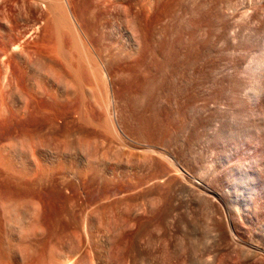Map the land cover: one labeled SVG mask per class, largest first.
Instances as JSON below:
<instances>
[{
	"label": "rangeland",
	"instance_id": "374dc122",
	"mask_svg": "<svg viewBox=\"0 0 264 264\" xmlns=\"http://www.w3.org/2000/svg\"><path fill=\"white\" fill-rule=\"evenodd\" d=\"M128 1H73L97 50L92 54L101 68L99 81L105 80L99 85L116 96V107L108 108L98 92L86 89V98L69 95L58 111L25 109L15 85L35 77L22 68L24 59L16 53L11 56L7 48L3 57L0 51V235L4 250L9 244L16 248L10 253L15 261L26 253L32 264H51L53 255L69 252L79 240L81 264L87 259L93 264H189L210 255L225 259L229 254L221 247L209 248L212 224H232L237 217L240 224L264 225V172L254 181L252 196L242 194L240 209L230 211L221 197L234 188L237 169L249 164L255 151L249 141L232 149L222 138L231 116L238 126L250 112L241 103L247 98L241 88L228 91L225 81L239 80L238 60L255 58L260 43L249 44L246 37L256 28L259 39L264 38V18L250 8L253 24L246 12L230 24L237 39L242 37L241 53L230 40L227 48L210 50L196 45L197 33L199 40L183 31L187 24L195 28L214 21L196 8L203 0H160L152 27L145 22L144 2L131 1L132 12L142 7L141 39L138 48L126 52L111 45L109 34L113 25L132 27L123 12ZM42 27L23 40L40 42ZM144 29L154 35L150 50ZM64 177L81 184L63 185ZM213 177L221 179L222 191L211 184ZM249 202L254 209L246 206ZM229 253L238 256L233 249Z\"/></svg>",
	"mask_w": 264,
	"mask_h": 264
},
{
	"label": "bare ground",
	"instance_id": "6f19581e",
	"mask_svg": "<svg viewBox=\"0 0 264 264\" xmlns=\"http://www.w3.org/2000/svg\"><path fill=\"white\" fill-rule=\"evenodd\" d=\"M73 1L74 0H0V51H1V53L4 54L3 55V57H4L5 55L8 54L7 48H9V53L11 56H12L11 52H14V53H16L17 57H19V59L20 58L24 59L22 68L25 71H28L27 74L35 77V79H36V80L32 79V77H30V79L26 78V81H23V84L21 83V85H20V81H19V84L16 83V85H15V89L18 90L20 92V94L22 92L23 99L25 100L26 105H27V102H33L34 103L33 105H30V103H29L27 106L24 104L25 109L28 107L29 109H34V110L37 108V110H39L40 112L41 111H50V112L51 111L52 112L58 111V109L66 107V104L64 102L65 98L67 100V97L69 95L75 96V94H78L80 96H84L86 89H89L90 92L94 93V94H97V92H98V94H99L98 98L101 97L103 99V101L105 100V104L107 105L108 108H113V106H115V103H116V99L114 98L115 95L113 96V95L109 94V92H108L109 90L106 89L107 87L105 88V87H101V85H99V83L102 84L105 80L103 79L104 81L103 82L101 81L102 83L99 81V78L101 75L100 74L101 68L99 70L98 65L96 63L97 61H95L93 54H92L93 51L96 52L97 50L95 49V45L93 43L94 41H92L93 39H91L92 35H91L90 31L87 30V28H84L83 25L81 24L80 20H79V17H78L77 12H76L75 4ZM131 1H134V2L137 1L136 2L137 4H140L141 1L144 2V4H142V6L147 8L146 15H145V22H147V23L149 22V24H146L147 26L150 25V23L155 22L153 14H155L157 6L161 2L160 0H129L127 6L123 7V12L125 13V15H127L131 18V19H129L130 21L128 20L127 23L130 22V24H132V27L130 26L131 28H127L126 26H128V24L124 25L125 27L122 25L121 26L120 25L119 26L113 25L110 28L109 37H111L110 38L111 39V45H114L116 48H120V47L125 48L126 52H127V50L130 51L134 47H136V48L139 47V43H140L139 42V38H140L139 35H141V34H138V33H141V32H139L140 29H138V28L140 27L139 24L141 22L140 19H141V8L142 7L139 8V6L137 5L139 9H136L135 12H132L131 11V5H132ZM196 8L203 9L205 11V13H204L205 20H209V18L207 19V17L210 16L213 18L214 21L208 22L209 25H207V23H206L205 26L195 27V28L192 27L191 25L187 24V26H185L183 31L186 32L185 34H187V33H188V35L191 34L190 35L191 38H194L195 37L194 34L197 33L196 35H198L197 37L200 40L197 37H195V39L197 38L199 40V42H198V40H195L198 42L196 45H200V47L202 46L203 48H205V47L210 48V50L214 49L218 45H222V46L227 48L229 46V40H230L231 43H235L237 45V50L239 53H241V47L243 44L242 37L239 40L237 39V35H235L233 33L234 27L230 26V24L237 22L238 21L237 19L240 18L241 14H243L245 12H246V14L244 16L248 19L249 16L251 15V14H249L251 11L248 12V10L250 8L253 9L257 14H260V16H262L261 18H264V0H203L202 2H200L197 5ZM152 19L154 20L153 22H152ZM159 19H160V17H159ZM248 20H250V19H248ZM253 22H255V21H253ZM251 23H252V21H251ZM41 24L43 25V27H42L43 38L41 39L40 42L34 43L33 45H30L29 42H26L25 40H23L26 38V36L28 34L30 35L32 33H35L36 31H38L41 28ZM144 25H145V23H144ZM150 26L152 27L154 25H150ZM150 26L146 29L149 30V28H151ZM151 29H153V28H151ZM144 31L147 32V34L149 35V37L146 38L145 36H147V34H144V37H145L144 38V45L147 44L146 46L149 49V48H151L150 47V45H152L151 43H154V42H152L154 35L150 33V32H152V30L149 32V31H146L144 29ZM244 31H246V29ZM148 32L151 34V36ZM159 32H160V29H159ZM165 32H167V30ZM162 34H163V32H162ZM166 36L169 37L168 33ZM259 37H258L256 28L252 29L250 32L247 33L246 42L249 44H256L257 42H259L260 48H259L257 54L253 53V54H256V56L254 59H252V61L248 60V62L243 63L244 61L241 62L238 60L236 62L234 69H235V72L239 76L238 81L234 80L232 78H229L225 81V85H226V88L228 89V91H236L238 88H241V90L244 92L243 95H245L247 97L246 98L247 102H245L246 101L245 100V101H242L241 103L243 105H246V106L248 105L250 112L246 117H244L243 120H241V122L238 126H234V124H233L234 116L230 115L231 117L229 116L230 118L225 123L224 128L222 130V138L232 149H235V147H241L245 141L251 142L254 145V149H255V151L253 152V154L251 156V162H249V164L246 165L244 163V164H242V165H245L243 167H240L238 165L239 168L236 171V175H235V181L236 182L234 184V188L230 189L228 192H224L222 194L223 196H221L226 201L230 211H233V209L237 210V209L241 208L242 194H246L247 196L248 195L252 196V192L255 189L254 186H256V185H254V181L257 180L258 178H260L261 173L264 172V146L263 147L260 146V145H264V138L262 137V135L264 134V38L259 39ZM170 38H173V37H170ZM189 40H190V38H189ZM171 44H173V43H171ZM195 48H193V49H195ZM198 48H199V46H198ZM148 49L146 51H148ZM233 49H234V47H233ZM196 50H198V49H196ZM199 50H201V49H199ZM198 52H197V55H198ZM98 55L100 56L101 54H98ZM192 55H194V54H192ZM197 55H194L195 56L194 60H197L196 59ZM236 55H238V54H236ZM200 56H198V57H200ZM144 58H146V57H144ZM113 60H115V59H113ZM104 63H106V62H104ZM118 64H120V63H118ZM104 68H105V66H104ZM209 68L211 70H214L215 69V63L213 62V64L211 66H209ZM223 68H224V66H223ZM229 70H231V69H229ZM87 73H88V75L85 76L87 78L86 79V78H84V75H86ZM224 75H225V73H224ZM108 78H109V76H108ZM105 86H106V84H105ZM227 93H229V92H227ZM22 94H21V96H22ZM94 94H92V95L94 96ZM88 97H89V95H88ZM94 98H95V96H94ZM94 98H93V100H94ZM95 100H96V98H95ZM191 106H193V105L191 104ZM107 107H105V108L107 109ZM187 107H189V106H187ZM190 111H191V109H190ZM190 111L188 110L189 113H190ZM194 111H196V109ZM197 111H198V109H197ZM109 112L110 111H108V113ZM226 112H227V110H226ZM242 114H244V113H242ZM212 115H210V117ZM235 116H236V114H235ZM239 118H241V117H239ZM103 122L105 123V121H103ZM216 126H217V124H216ZM210 128H209V131L211 130ZM214 130H215V128H214ZM212 132H213V130H212ZM212 132L210 131V133H212ZM206 135H208V134H206ZM217 136H219V135H217ZM208 140H206V141H208ZM215 143H216V140H215ZM209 149H211V148H209ZM91 155H92V153H91ZM195 155H197V154H195ZM229 158H230V154H229ZM225 159H226V157H225ZM184 162H186V160ZM182 163H183V161H182ZM173 165H174V162H173ZM203 166H204V164H203ZM210 166H212V165H210ZM204 169H206V168H204ZM199 171H201V169ZM214 172H216V171H214ZM203 174H204V172H203ZM207 174H208V172H207ZM204 176H205V174H204ZM209 178H211V177H209ZM69 180L71 182H69ZM69 180L64 177V178H61L60 183L63 185H73V186L78 185L79 186L80 182H77L76 180L74 182V179H73V181L71 179H69ZM42 181H45V180H42ZM211 184L216 188V190L222 191L221 190L222 183H221L220 178L213 177L211 179ZM193 186H190V187H193ZM198 193H200L199 190H198ZM202 194L205 195L206 198L209 197L205 193H202ZM254 194H256V193H254ZM197 195H199V194H197ZM209 195L214 196L211 194H209ZM201 196L199 195L200 200L203 198H204V200H206L204 196L202 198H201ZM212 198H215V197H212ZM216 200H215V202H216ZM206 201H208V199ZM208 202L210 203V201H208ZM212 205H214V204H212ZM249 205L253 208V204H251V202H249L246 206L248 207ZM214 209L215 208H213V210ZM214 213H216V212H214ZM258 213H260V212H258ZM217 214L218 213H216V215ZM214 217H215V214H214ZM236 218H234V221L232 222V224H228V222H227V224H217L216 223V224H212V226L210 228L211 229V234H210L211 236L209 238L210 239L209 244L208 243L207 244L209 245L210 249L212 247L216 248L218 246V247H221L224 251L228 252L227 254H229V255H227V257L225 259H222V257H217L218 255H215V256L213 255L214 257H210L211 256L210 255L209 257L208 256L207 257H199V258L190 260L189 264H264V225L263 224H250V223L249 224H240L239 220ZM214 220H215V218H214ZM1 228L2 227L0 226V234L3 232L1 230ZM21 241H22V239H21ZM86 242L88 243V241H86ZM79 244H80V240L76 246L73 244L74 246H73V248H70L69 252H67V253L60 252L59 254H56L55 256L53 255L50 263L51 264H81V262L77 259V258H79V257H77V255L81 249ZM10 245L11 244H9V246H8V250H4L3 249V240H2L1 235H0V255L1 256L3 254L5 255V257H4L5 261L4 260H3L4 262L0 261V264H32L31 260L28 258L30 255H28V257H27V256H25L26 253L25 254L23 253L24 255L23 254L19 255L20 256L19 261H15L11 257L12 255H10V253L12 254V252H14V249H16V248L14 246H12V245L10 246ZM244 245L247 247H245ZM230 249L238 251V256L236 255L237 257L236 256L232 257L230 255L231 253H229ZM19 250H20V248H19ZM7 253H9V254H7ZM79 259H81V258H79ZM84 264H93V263L91 262V260L87 259L84 262Z\"/></svg>",
	"mask_w": 264,
	"mask_h": 264
}]
</instances>
